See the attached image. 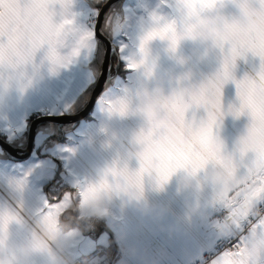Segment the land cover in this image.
I'll return each mask as SVG.
<instances>
[{
    "label": "clouds",
    "instance_id": "clouds-1",
    "mask_svg": "<svg viewBox=\"0 0 264 264\" xmlns=\"http://www.w3.org/2000/svg\"><path fill=\"white\" fill-rule=\"evenodd\" d=\"M35 3L36 0L0 2V19L21 37L16 50L6 54L0 63L2 94L13 85L23 92L42 76V69L55 75L67 67L88 42L82 43L85 31L73 23V0H45L49 34L34 46L32 36L41 29L32 11ZM229 5L236 9L235 14L225 13ZM175 7L180 13L179 23L175 20L156 23L139 41L140 57L131 65L141 71L135 89L101 103V111L109 118L132 117L139 122L128 139L129 148L102 168L94 180L77 185L74 192H65L55 203L45 201L30 217L21 215L19 204L15 210L7 204L0 205V249L4 250L0 264H37L36 257L42 264H71L66 253L73 238L79 235L78 227L72 226L71 221L79 224L80 221L116 219L111 208L118 200L121 208L125 203H131L142 212L152 211L154 206L144 195L146 179L160 187L177 173H180V187L197 196L206 184L211 186L212 192L203 206H219L226 210L224 218L213 224L221 231L228 228L234 231L235 243L225 250L231 253L228 257L231 264H261L264 261V155L247 147L249 143L264 146V131L246 112L240 111L237 96L236 103H229L226 108L222 104V90L234 80L247 78L264 88V79H261L264 66L260 60L253 74L245 73L240 79L236 78L234 70L237 61L248 54L230 60L238 35L264 31V0H214L211 7H201L200 0H175ZM166 26H171V31L164 38L150 36ZM153 40L164 42V51L181 65L186 62L185 58L176 53L180 44L186 41L195 46L193 55L197 63L216 56L218 66L202 74L198 81L193 79L191 69L174 77L159 75L155 71V61L149 55ZM3 42L7 44V35ZM41 52L37 62V54ZM53 52L55 59L50 55ZM217 90L219 111L223 114L216 117L210 130L215 155L207 157L197 168H176L166 182L160 183L157 167L161 153L176 138L175 134L188 140L207 125L209 114L214 111L212 100ZM197 97L203 101L199 105ZM229 107L239 115H232ZM201 110L203 114H200ZM227 115L248 117L245 130L235 139L231 151L225 150L224 141L218 132L214 133V128L218 130ZM107 128L106 124L102 126L105 132ZM132 160L136 162L135 167L131 166ZM22 183V180L16 181L15 187L21 188ZM200 207L198 199L192 204L186 203L184 218L194 216ZM72 212L76 213L75 217ZM12 224L26 225L27 235L9 246Z\"/></svg>",
    "mask_w": 264,
    "mask_h": 264
},
{
    "label": "crops",
    "instance_id": "crops-1",
    "mask_svg": "<svg viewBox=\"0 0 264 264\" xmlns=\"http://www.w3.org/2000/svg\"><path fill=\"white\" fill-rule=\"evenodd\" d=\"M105 0H73V23L80 30L91 32L87 46L80 49L78 56L55 75H49L42 69V76L33 84L20 92L15 85L6 94L0 93V138L15 148L22 149L27 142V118L39 113L43 115H72L80 111L89 99L100 72L105 47L94 36L93 27L97 12ZM150 2L157 8L153 9ZM168 0H118L105 10L100 30L111 40L119 58V71H124L121 78L114 77L104 92L97 97L89 118L58 125L42 123L35 128L32 151L30 155L17 160L0 148V205L7 204L15 210L21 206V215L30 217L33 210L48 199L43 186L58 177L73 190L88 180H94L98 172L110 165L119 154L123 155L129 148L128 139L138 126L132 117L109 118L101 111L102 101L130 93L135 89L136 82L141 78V71L131 67L138 60L139 41L147 30L156 23L163 24L172 20L179 23L180 13L177 8L167 3ZM100 6V7H99ZM232 14L235 11L230 7ZM95 14L94 18L93 15ZM59 17H55L58 19ZM165 43L153 40L149 45L150 58L154 59L155 71L159 75L176 76L189 69L193 79L198 81L202 74L213 71L218 66V58L210 56L197 63L193 55L194 45L182 42L176 53L185 58L183 65L164 51ZM41 53L37 54L39 62ZM259 64V58L250 53L245 59L237 61L234 74L240 79L245 73L253 74ZM109 77V76H108ZM104 92V93H103ZM110 95V97H109ZM229 103H236L235 85L231 82L222 90V104L226 108ZM202 110H201V113ZM248 122L246 115L233 118L227 115L220 122L217 130L224 141L225 150L231 151L235 139L245 130ZM107 125V131L102 130ZM250 155V154H249ZM131 166L136 162L132 160ZM243 171V168H241ZM180 173L156 187L153 182L145 181V197L154 206L152 211L142 212L131 203L123 208L118 200L112 205L111 211L116 219H100L108 231L102 232L97 239L84 234L73 238L66 253L70 261L78 257H86L97 248L104 247L109 252L119 250L116 264H189L199 259L203 253L214 249V240L221 236L234 235L232 228L221 231L213 225V210L219 206H203L212 192L210 185H205L202 193L197 196L179 185ZM22 180V187L17 189L15 182ZM126 199V198H125ZM200 201L201 207L196 214L184 218L185 205ZM173 207L174 210L171 208ZM163 211V214L158 213ZM8 245L18 243L27 235L24 227L10 225ZM108 232L111 233L114 245L109 246ZM109 246V247H108ZM4 253L0 249V255ZM220 254H216L209 262ZM37 264H42L39 257ZM264 264V261L261 262Z\"/></svg>",
    "mask_w": 264,
    "mask_h": 264
},
{
    "label": "snow or ice",
    "instance_id": "snow-or-ice-1",
    "mask_svg": "<svg viewBox=\"0 0 264 264\" xmlns=\"http://www.w3.org/2000/svg\"><path fill=\"white\" fill-rule=\"evenodd\" d=\"M213 3L214 0H200L201 7H211ZM46 8L45 0H36L32 9L33 15L41 24L40 31L32 36L34 46L41 43L49 34V17ZM170 31L171 26H166L158 33H151L150 36L159 35L161 38H164ZM5 35H7L6 45L3 42ZM91 36V32H84L81 37L82 43L88 41ZM20 39L21 37L18 32L0 19V63L3 62L6 54H11L16 50ZM172 39L174 40V37ZM249 53L253 57H258L261 65L264 66V31H254L247 35H238L230 60H235L237 56ZM50 55L51 58L55 59L54 52L50 53ZM227 69L228 65L226 64L225 76L228 75ZM261 79H264V75H262ZM233 83L235 84L236 96L239 98L240 111L246 112L259 125L261 130L264 131V88L258 87L256 83L247 78L234 80ZM201 102H203L202 98L197 97L196 103L199 105ZM212 107L214 111L209 114L207 125L204 128L188 140H185L179 134H175L176 138L161 153L160 163L157 167V178L160 183L166 182L176 168L182 166L197 168L204 163L207 157L215 155V147L210 139V130L213 124L216 123V117L223 114L219 111V90H217L216 96L212 100ZM228 111L234 116L239 115V112L231 107H229ZM252 138H255L254 135ZM247 147L264 155V146L258 147L256 143H249ZM248 191L250 193L251 189ZM230 255L231 253L224 251L219 255L218 260L213 261V264H231L228 259Z\"/></svg>",
    "mask_w": 264,
    "mask_h": 264
},
{
    "label": "water",
    "instance_id": "water-1",
    "mask_svg": "<svg viewBox=\"0 0 264 264\" xmlns=\"http://www.w3.org/2000/svg\"><path fill=\"white\" fill-rule=\"evenodd\" d=\"M115 1H118V0H106L99 8L97 15H96V19H95V23L93 27L94 36L101 43H103L105 50H104V56H103V60L101 63L99 75L97 77V80L94 84V87L90 93L89 99L86 102L85 106L80 111L72 115H43V116L34 118L28 125L27 142H26V146L22 149L15 148L14 146L10 145L5 140L0 138V148L4 152H6L8 156L14 159H17V160H23L30 155L32 151L34 131L38 125L44 122H54L58 125H61V124H66L70 122L79 121L85 118L88 115V113L92 110L97 97L100 95L101 91L103 90V88L109 81L108 69H109V63L111 59V53L114 50V44L111 40L106 38L101 33L100 25H101L102 17H103L105 10L108 8L109 5H111Z\"/></svg>",
    "mask_w": 264,
    "mask_h": 264
},
{
    "label": "trees",
    "instance_id": "trees-1",
    "mask_svg": "<svg viewBox=\"0 0 264 264\" xmlns=\"http://www.w3.org/2000/svg\"><path fill=\"white\" fill-rule=\"evenodd\" d=\"M100 7V6H99ZM119 58L117 55V51L114 47V50L111 53V59H110V63H109V69H108V76L109 79L111 80L115 75H118L119 77H123L124 71H119ZM90 114V113H89ZM87 115L85 118H89L90 115ZM39 115V113H34L32 115H29L26 122H27V126L29 125V123L36 118ZM59 172H57L55 178L51 181H49L48 183H46L43 188L42 191L44 193V195L50 199V200H58L60 198V196L65 192V191H71L73 192V190L71 188H69L66 184H59L60 183V178L58 177ZM55 198V199H54ZM71 215L73 217L76 216L75 212H72ZM72 226L74 227H78V229L80 231H82L84 234L91 236L94 239H97L98 236L104 232V231H108L106 229V227L99 221V220H93V221H80L79 224H77L75 222V220L70 222ZM108 242H109V246L114 245V240L113 237L111 235L110 232H108ZM108 246V247H109Z\"/></svg>",
    "mask_w": 264,
    "mask_h": 264
},
{
    "label": "built area",
    "instance_id": "built-area-1",
    "mask_svg": "<svg viewBox=\"0 0 264 264\" xmlns=\"http://www.w3.org/2000/svg\"><path fill=\"white\" fill-rule=\"evenodd\" d=\"M264 206V204H262ZM214 219L220 221L226 215V210L221 207H216L213 210ZM232 243H235V236L229 235L225 237H217L214 240V249H210L202 254L199 259L194 260L189 264H209L210 260L216 254H222L225 250L232 247ZM121 252L115 250L114 252H109L106 248L100 247L93 251L92 254L86 257H78L71 261V264H116Z\"/></svg>",
    "mask_w": 264,
    "mask_h": 264
},
{
    "label": "rangeland",
    "instance_id": "rangeland-1",
    "mask_svg": "<svg viewBox=\"0 0 264 264\" xmlns=\"http://www.w3.org/2000/svg\"><path fill=\"white\" fill-rule=\"evenodd\" d=\"M106 1V0H105ZM104 1V2H105ZM169 2H167L168 4L170 3L172 6H174L175 7V0H168ZM150 4H151V6H152V8L153 9H157L151 2H150ZM169 4V5H170ZM230 7L236 12V9L235 8H233L231 5H230ZM225 13L226 14H228V13H231V12H229L228 10H227V8L225 9ZM232 14V13H231ZM94 16H95V14L93 15V18H94ZM101 43V42H100ZM112 85V83H110V84H107V86L105 87V89H104V92L107 90V88L109 87V86H111ZM103 92V93H104ZM109 97H110V95H109ZM111 98V97H110ZM45 124H50L49 122H45ZM59 184H65L61 179H60V183ZM173 210H174V208L173 207H171ZM100 221V220H99ZM101 222V221H100ZM214 225V224H213ZM221 255V254H220Z\"/></svg>",
    "mask_w": 264,
    "mask_h": 264
}]
</instances>
